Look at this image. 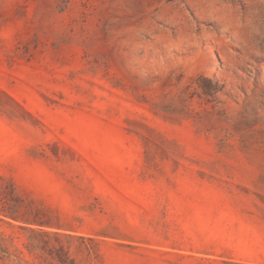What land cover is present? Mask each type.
<instances>
[{"label": "rangeland", "instance_id": "rangeland-1", "mask_svg": "<svg viewBox=\"0 0 264 264\" xmlns=\"http://www.w3.org/2000/svg\"><path fill=\"white\" fill-rule=\"evenodd\" d=\"M264 264V0H0V264Z\"/></svg>", "mask_w": 264, "mask_h": 264}, {"label": "trees", "instance_id": "trees-1", "mask_svg": "<svg viewBox=\"0 0 264 264\" xmlns=\"http://www.w3.org/2000/svg\"><path fill=\"white\" fill-rule=\"evenodd\" d=\"M63 264H65V262L64 261H61Z\"/></svg>", "mask_w": 264, "mask_h": 264}]
</instances>
